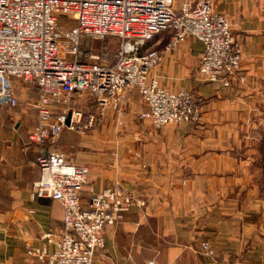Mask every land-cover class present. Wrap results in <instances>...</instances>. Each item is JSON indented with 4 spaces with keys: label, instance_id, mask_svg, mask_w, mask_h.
Segmentation results:
<instances>
[{
    "label": "crops",
    "instance_id": "0c3cea01",
    "mask_svg": "<svg viewBox=\"0 0 264 264\" xmlns=\"http://www.w3.org/2000/svg\"><path fill=\"white\" fill-rule=\"evenodd\" d=\"M213 1L229 16L242 51V80L230 87L201 80L205 48L194 38L173 51H165L169 33L150 45L163 54L151 75L202 102L198 124L149 127L138 117L144 102L129 89L124 128L112 129L110 109L100 131L63 132L47 144L88 166L95 192L119 184L135 198L124 221L106 229L95 264H264V0ZM8 123L0 119V264H40L27 250L46 245L43 234L63 229L64 211L52 199L31 198L40 177L29 140L34 121L19 115L11 131ZM203 242L212 244L213 258L205 256Z\"/></svg>",
    "mask_w": 264,
    "mask_h": 264
},
{
    "label": "built area",
    "instance_id": "2783aa9c",
    "mask_svg": "<svg viewBox=\"0 0 264 264\" xmlns=\"http://www.w3.org/2000/svg\"><path fill=\"white\" fill-rule=\"evenodd\" d=\"M165 33L170 34L165 51L176 50L188 38L204 45L197 71L201 80L230 87L243 79V55L229 16L218 12L213 0L195 6L185 2L180 8L175 0H0V107H18L15 81L36 88L29 105L37 121L29 140L40 177L31 198L52 199L64 211L63 229L43 234L46 245L27 250L40 264H95L106 245V229L124 221L135 203L119 184L95 192L89 167L46 151L48 143L65 130L86 134L97 128L109 109L122 126L129 89L144 102L139 117L151 128L200 122L202 102L192 91L165 88L151 75L163 54L149 44ZM108 37L119 40L112 57L84 49ZM82 94L92 99L94 110L74 105ZM202 248L205 256H215L210 242Z\"/></svg>",
    "mask_w": 264,
    "mask_h": 264
},
{
    "label": "rangeland",
    "instance_id": "374dc122",
    "mask_svg": "<svg viewBox=\"0 0 264 264\" xmlns=\"http://www.w3.org/2000/svg\"><path fill=\"white\" fill-rule=\"evenodd\" d=\"M62 23H66V20H62ZM167 37H166V39H167ZM153 42H151L149 45H152ZM118 47H119V40L117 38H114V37H108V38H106L104 40L91 41L89 48L88 49L84 48V49H86V51L90 52L89 54L107 53V54H109V57H112L113 53L116 51V49ZM15 86L17 88V96H18V99H19V105L16 108H9V107L0 108V119H5V120L9 121L8 127H7L6 130L11 131V130H13L15 128L16 120H18L19 115L22 116V114H24V116L26 117L28 122H33L34 121L33 125L31 126L33 128V126L35 125V123L37 121V113L35 112V110L29 104H30V101L31 100H35V98L37 96L36 95V90H35L36 88L34 86L26 84V83H24L22 81H15ZM179 88H185V87L181 86ZM179 88H177V89H179ZM91 101L88 99L87 94H82L80 96H77L74 105L76 107L82 109V110H85V111L94 110L95 109V104L91 103ZM92 105L94 106V108L91 107ZM111 111H112V109H111ZM108 112H107V116H108ZM107 116H106V119H105L103 124L97 126V128H95V129H93L91 131H88L86 134H89V133H91L93 131H97V130L100 131L101 127H103V125L106 124ZM138 117H139V115H138ZM117 118L118 117H117V115L115 113V122H116V124L113 125V128H112L113 130H115L116 128L121 129L122 127L124 128V126H125L123 118H121V120L123 122L122 126L118 123V119ZM31 129H30V131H31ZM156 130H159V129H156ZM64 132H73V133L77 134L78 136L79 135L80 136L81 135H85V134H81L79 132L69 131V130H65ZM116 135H118V131H117ZM51 146L52 145H47L46 148H45L46 151L53 152L52 150H50Z\"/></svg>",
    "mask_w": 264,
    "mask_h": 264
},
{
    "label": "water",
    "instance_id": "95a60500",
    "mask_svg": "<svg viewBox=\"0 0 264 264\" xmlns=\"http://www.w3.org/2000/svg\"><path fill=\"white\" fill-rule=\"evenodd\" d=\"M69 123H70V118H69L68 121H67V125H69Z\"/></svg>",
    "mask_w": 264,
    "mask_h": 264
}]
</instances>
